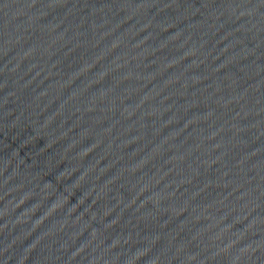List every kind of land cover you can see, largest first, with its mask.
<instances>
[{"label": "water", "instance_id": "95a60500", "mask_svg": "<svg viewBox=\"0 0 264 264\" xmlns=\"http://www.w3.org/2000/svg\"><path fill=\"white\" fill-rule=\"evenodd\" d=\"M0 264H264V0H0Z\"/></svg>", "mask_w": 264, "mask_h": 264}]
</instances>
